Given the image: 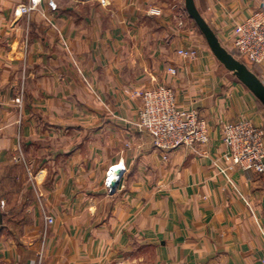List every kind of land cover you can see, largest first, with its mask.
<instances>
[{"label": "crops", "instance_id": "1", "mask_svg": "<svg viewBox=\"0 0 264 264\" xmlns=\"http://www.w3.org/2000/svg\"><path fill=\"white\" fill-rule=\"evenodd\" d=\"M30 1L0 0V264H261L264 172L234 165L222 133L238 119L264 128V106L185 0H42L16 12ZM195 2L229 50L264 8ZM188 47L196 58L179 54ZM251 68L264 82V63ZM156 86L207 120L208 143L163 151L137 129L135 91Z\"/></svg>", "mask_w": 264, "mask_h": 264}, {"label": "built area", "instance_id": "2", "mask_svg": "<svg viewBox=\"0 0 264 264\" xmlns=\"http://www.w3.org/2000/svg\"><path fill=\"white\" fill-rule=\"evenodd\" d=\"M42 0H31L17 9V13H28L38 9ZM52 9L57 8L56 0H49ZM179 54L196 58L198 50L193 47L179 49ZM232 53L248 60L252 65L264 63V8L250 14L236 29L232 43ZM172 72L175 69L171 68ZM141 99V108L133 124L147 133L155 148L169 151L181 146L191 147L210 141V126L207 120L194 109L179 106L176 92L171 86H156L135 91ZM222 140L230 150L233 164L245 169L264 172V128L251 120L228 121L223 126ZM114 166L109 170L107 184L115 175ZM118 177V176H117ZM6 205L0 199V208ZM47 224L55 218L46 215ZM261 264H264V257Z\"/></svg>", "mask_w": 264, "mask_h": 264}, {"label": "water", "instance_id": "3", "mask_svg": "<svg viewBox=\"0 0 264 264\" xmlns=\"http://www.w3.org/2000/svg\"><path fill=\"white\" fill-rule=\"evenodd\" d=\"M185 9L204 35L211 51L216 58L230 70L237 79L243 83L262 103L264 106V82L259 76L243 61L236 57L227 47H225L213 28L198 9L195 0H185ZM114 177L110 179L111 190H115L119 183V177L122 174L120 166L114 168ZM118 176V177H117Z\"/></svg>", "mask_w": 264, "mask_h": 264}, {"label": "trees", "instance_id": "4", "mask_svg": "<svg viewBox=\"0 0 264 264\" xmlns=\"http://www.w3.org/2000/svg\"><path fill=\"white\" fill-rule=\"evenodd\" d=\"M240 60L243 61L244 63H246L251 68V63L248 60L242 59V58Z\"/></svg>", "mask_w": 264, "mask_h": 264}, {"label": "rangeland", "instance_id": "5", "mask_svg": "<svg viewBox=\"0 0 264 264\" xmlns=\"http://www.w3.org/2000/svg\"><path fill=\"white\" fill-rule=\"evenodd\" d=\"M183 9H184V5H183ZM184 13H185V9H184ZM185 14L188 15L187 12H186ZM203 37H204V36H203ZM230 51L232 52V50H230ZM251 69H252V68H251Z\"/></svg>", "mask_w": 264, "mask_h": 264}]
</instances>
